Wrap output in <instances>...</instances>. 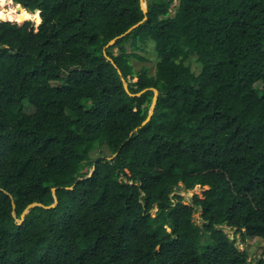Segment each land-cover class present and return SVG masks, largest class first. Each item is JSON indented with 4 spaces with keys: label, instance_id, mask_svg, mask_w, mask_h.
Returning <instances> with one entry per match:
<instances>
[{
    "label": "trees",
    "instance_id": "16d2710c",
    "mask_svg": "<svg viewBox=\"0 0 264 264\" xmlns=\"http://www.w3.org/2000/svg\"><path fill=\"white\" fill-rule=\"evenodd\" d=\"M13 1L41 12L0 20V264H252L223 227L264 241V0H147L106 51L141 0Z\"/></svg>",
    "mask_w": 264,
    "mask_h": 264
},
{
    "label": "rangeland",
    "instance_id": "374dc122",
    "mask_svg": "<svg viewBox=\"0 0 264 264\" xmlns=\"http://www.w3.org/2000/svg\"><path fill=\"white\" fill-rule=\"evenodd\" d=\"M177 5H178V1L175 0L173 6L171 8V14L172 15L175 13ZM3 7L6 8L7 5H3ZM13 21H17V20H13ZM31 21L34 22L35 26H37V23L35 20H31ZM127 46H129V44H127ZM118 51H119L118 48L114 49L115 53H117ZM140 53L145 57V60L144 61H137V60L133 61L135 69L138 71L142 67H146L151 74H154L157 58L153 52L152 44L149 43L144 50L140 51ZM188 63L192 66V69L194 70V72L199 73L200 65L196 62L195 57L192 58L191 60H189ZM136 80H137V78H133V79L129 80L130 84L134 87H135L134 84H135ZM256 88H257L259 94L261 95L263 88H264L263 83L258 82L256 84ZM85 107H86V109H90L91 108L90 103L86 102ZM26 110L28 113H33L35 111L34 107L29 103H27V105H26ZM207 189H208L207 186L197 185L193 189H185L184 187L177 188L174 193L180 194L184 199V203L191 204L194 196H198L199 198H203L204 192ZM156 210L157 209H154L152 212L154 216H155ZM194 220L196 223L202 224L200 208L196 209V211L194 213ZM223 229H224V232L226 234H228L230 240H236V245L240 250H247L249 252L250 260H251L252 264H257V259L262 255L263 250H264V241H262L260 239L254 240L251 238H246L245 240H243L241 233H235L234 230H231L228 227H223ZM208 238L209 237L206 236L205 240H207Z\"/></svg>",
    "mask_w": 264,
    "mask_h": 264
},
{
    "label": "water",
    "instance_id": "95a60500",
    "mask_svg": "<svg viewBox=\"0 0 264 264\" xmlns=\"http://www.w3.org/2000/svg\"><path fill=\"white\" fill-rule=\"evenodd\" d=\"M13 1V0H12ZM17 8L18 9H25L23 5L21 4H16ZM141 8L143 10V13L145 15V17L143 18L142 21H140L138 24L132 26L129 30H127L124 34L112 39L108 44L107 46L105 47V51L111 47L112 45H114L116 43L117 40H119L120 38H122L123 36L129 34L131 31H133L135 28H137L139 25H142L145 21H147V13H148V5H147V0H141ZM35 12H39L40 14V10L39 9H36L33 13ZM7 21V20H5ZM24 22V21H23ZM109 60H111V58H108ZM119 74L120 76L122 77V73L121 71H119ZM122 82H123V85H124V88L126 90V92L132 96V97H139L141 96L145 91H148L150 89H145L143 90L142 92H139V93H131L130 90H129V82L128 80H126L125 78L122 77ZM153 91H154V97H153V100H152V103L150 105V109H149V113H148V116L147 118L143 121L142 125L140 127H137L131 134H133L134 132L138 131L141 127H143L144 125H146L147 123H149L152 119V116L155 112V108H156V104H157V100H158V96H159V91L157 89H154L153 88ZM93 172V171H92ZM92 172H90V174L84 178V179H87L88 177H90L92 175ZM184 187L183 185H180L178 188H182ZM73 187H69V189H72ZM53 193L54 195L56 194V190H57V187L53 188ZM58 204V201L56 200L52 205L50 206H44L46 208H50V207H55L56 205ZM36 206H43V204L41 203H37V202H34V203H31L27 206V208L23 211L22 215H21V218L20 219H17V222L19 224H22L24 221H25V218L27 216V214L30 212V210ZM13 208L15 209L16 206L15 204H13ZM15 214V212H13Z\"/></svg>",
    "mask_w": 264,
    "mask_h": 264
},
{
    "label": "bare ground",
    "instance_id": "6f19581e",
    "mask_svg": "<svg viewBox=\"0 0 264 264\" xmlns=\"http://www.w3.org/2000/svg\"><path fill=\"white\" fill-rule=\"evenodd\" d=\"M4 5H7L6 8L2 7L0 8V11H3L5 16L9 14V12H12L13 18L10 21L17 20V21H26V20H33L32 18H24V13H27L28 17H34V13H31L25 9H18L16 4L11 0V3H5ZM14 10V12L12 11ZM39 13V12H35ZM19 18V19H17ZM3 20H9V19H3Z\"/></svg>",
    "mask_w": 264,
    "mask_h": 264
},
{
    "label": "clouds",
    "instance_id": "9594fccd",
    "mask_svg": "<svg viewBox=\"0 0 264 264\" xmlns=\"http://www.w3.org/2000/svg\"><path fill=\"white\" fill-rule=\"evenodd\" d=\"M5 3H11V0H0V8H2ZM12 11L14 12V10H12ZM23 15H24V18H32V19H35V17H28L27 13H24ZM37 16H38V13H37ZM12 18H13L12 12H9V14L7 16H5L4 12L3 11H0V20H3V19H9V20H11ZM17 19H19V18H17Z\"/></svg>",
    "mask_w": 264,
    "mask_h": 264
}]
</instances>
